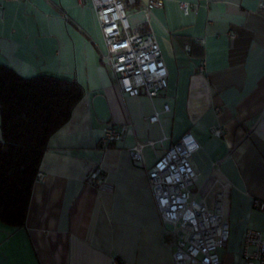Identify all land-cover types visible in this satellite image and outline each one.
<instances>
[{"label": "crops", "instance_id": "1", "mask_svg": "<svg viewBox=\"0 0 264 264\" xmlns=\"http://www.w3.org/2000/svg\"><path fill=\"white\" fill-rule=\"evenodd\" d=\"M162 1L147 15V0L125 1L129 23L153 31L168 70L167 88L150 100L122 95L103 65L105 43L89 2L0 0V64L24 77L73 79L84 90L49 138L24 226L0 222V264H173L146 169L186 132L200 145L191 159L200 184L213 163L230 181L222 264L241 263L245 229L264 235V211L253 206L264 202V0ZM179 2L191 5L188 15ZM106 126L124 133L103 149ZM137 141L154 142L143 148V163L129 155ZM96 168L105 189L90 182Z\"/></svg>", "mask_w": 264, "mask_h": 264}, {"label": "built area", "instance_id": "2", "mask_svg": "<svg viewBox=\"0 0 264 264\" xmlns=\"http://www.w3.org/2000/svg\"><path fill=\"white\" fill-rule=\"evenodd\" d=\"M126 0H78L80 5L88 2L105 43L101 53L103 65L110 71L122 95L135 97L144 95L153 100L168 86V70L159 44L148 28L141 32L138 26L129 23ZM162 0H147L144 12L161 7ZM184 15L191 11L187 2H179ZM264 11V6H262ZM3 8L0 5V14ZM187 52L189 46H186ZM198 72L205 73L206 61L201 58ZM169 110L168 104L163 111ZM155 111L148 120L158 121ZM214 137H222L218 126L209 128ZM123 129L106 126L102 130L98 144L107 149L123 137ZM154 146V142L137 141L129 150L130 158L143 163L142 150ZM200 145L195 137L184 133L154 164L146 169L148 186L162 223V236L169 242L173 264H222L219 250L230 239V226L226 219V199L230 181L222 174L219 163H213L204 182L198 186L199 178L192 165V157ZM37 173V180L42 179ZM94 187L107 188L105 173L96 168L90 173ZM253 206L264 211V202L253 201ZM112 264H128L117 258ZM240 264H264V235L256 229L247 228L243 232Z\"/></svg>", "mask_w": 264, "mask_h": 264}, {"label": "trees", "instance_id": "3", "mask_svg": "<svg viewBox=\"0 0 264 264\" xmlns=\"http://www.w3.org/2000/svg\"><path fill=\"white\" fill-rule=\"evenodd\" d=\"M84 94L73 79L24 77L0 64V222L22 227L49 138Z\"/></svg>", "mask_w": 264, "mask_h": 264}, {"label": "rangeland", "instance_id": "4", "mask_svg": "<svg viewBox=\"0 0 264 264\" xmlns=\"http://www.w3.org/2000/svg\"><path fill=\"white\" fill-rule=\"evenodd\" d=\"M127 15H128V12H127ZM201 183V179H199L196 183V186H198L199 184Z\"/></svg>", "mask_w": 264, "mask_h": 264}]
</instances>
